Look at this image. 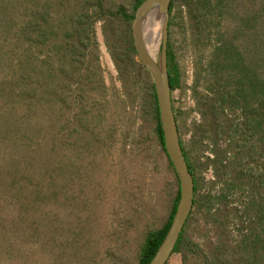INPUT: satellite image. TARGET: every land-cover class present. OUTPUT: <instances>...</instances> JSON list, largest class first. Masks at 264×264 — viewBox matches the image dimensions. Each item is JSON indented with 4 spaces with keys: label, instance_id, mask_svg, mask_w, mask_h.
Listing matches in <instances>:
<instances>
[{
    "label": "trees",
    "instance_id": "obj_1",
    "mask_svg": "<svg viewBox=\"0 0 264 264\" xmlns=\"http://www.w3.org/2000/svg\"><path fill=\"white\" fill-rule=\"evenodd\" d=\"M143 1L129 0L126 11L111 0H0V264H36V255H47L49 248L56 249V264L81 253L80 242L66 232L61 196L71 169L69 126L85 125L87 117L79 111L69 121V105L84 110L80 106L91 93L105 90L96 25L123 87H139L142 120L150 125L154 147L166 157L153 86L135 60L131 37L134 13ZM212 6L211 0L170 3L167 69L179 135L182 113L174 95L181 90L182 73L171 27L184 13L199 32ZM252 21L256 63L246 61V52L237 48L235 31L215 39L205 64L202 53L197 55L196 81L206 74L211 95L197 99L198 147L188 149L180 136L194 182L193 209L173 252L182 264H264V0L254 16L242 20L243 25ZM142 135L133 140L138 153L147 139ZM205 141L213 159L201 164L193 153L206 150ZM168 166L176 188L169 215L161 228L146 233L137 264L151 261L176 209L178 180L169 160ZM208 167L221 185L219 194H199ZM235 197L237 205L229 209ZM230 224L235 235L228 231ZM197 229L201 243L190 236Z\"/></svg>",
    "mask_w": 264,
    "mask_h": 264
},
{
    "label": "rangeland",
    "instance_id": "obj_2",
    "mask_svg": "<svg viewBox=\"0 0 264 264\" xmlns=\"http://www.w3.org/2000/svg\"><path fill=\"white\" fill-rule=\"evenodd\" d=\"M111 1L130 11L129 0ZM260 3L261 0H227L222 6L211 0V10L204 13L207 24L198 28L199 32L191 27L184 13L171 27L170 40L182 73L181 90L174 98L182 113L180 136L188 149L198 147L194 143V128L201 122L197 101H204L211 95L208 89L211 79L206 78V74L202 72L200 83L196 81L197 55L202 53L205 64L215 39L235 31L237 48L244 55L246 52V61L256 63L254 34L257 27L253 21L243 25L242 20L254 16ZM220 9L223 10L221 17L217 14ZM96 40L105 90L91 93L94 94L92 98L87 97L90 101L86 100L80 106L84 110L70 103L67 115L69 121H73L79 111L87 113L85 125L81 122L77 127L69 126L71 169L61 200L65 205L66 232L80 242L81 253L64 264H137L146 233L158 230L165 223L176 188L168 160L154 147L150 125L142 120L139 87L131 83H125L123 87L107 53L100 25H96ZM154 49L158 62L161 44L157 48L155 45ZM71 90H74L73 85ZM141 133L147 139L138 153L133 148V140ZM84 138L91 140L88 143ZM203 144L206 150L193 153L201 164L206 159H213L211 147L206 141ZM224 145L220 140L219 146L223 148ZM202 178L200 195L219 194L221 185L212 169L208 167ZM236 198L229 200L233 205L229 209L237 205ZM198 221L201 223L199 218ZM228 231L235 235L233 224L229 225ZM190 236L196 242H202L198 229L191 230ZM56 263L54 248H49L47 255L41 252L36 255V264ZM167 264H182L180 254H173Z\"/></svg>",
    "mask_w": 264,
    "mask_h": 264
},
{
    "label": "water",
    "instance_id": "obj_3",
    "mask_svg": "<svg viewBox=\"0 0 264 264\" xmlns=\"http://www.w3.org/2000/svg\"><path fill=\"white\" fill-rule=\"evenodd\" d=\"M172 0H144L136 9L131 25V37L136 53L135 60L147 72L155 94L158 117L162 131L164 151L178 180L179 199L170 227L148 264H167L193 209L194 182L189 173L172 110V101L167 69L169 7ZM158 20L159 60L151 56L147 47L144 24L148 17Z\"/></svg>",
    "mask_w": 264,
    "mask_h": 264
},
{
    "label": "bare ground",
    "instance_id": "obj_4",
    "mask_svg": "<svg viewBox=\"0 0 264 264\" xmlns=\"http://www.w3.org/2000/svg\"><path fill=\"white\" fill-rule=\"evenodd\" d=\"M158 25L159 22L156 20L155 15H151L147 18L144 24V32H145V39H146V47L151 56L155 57L156 48L159 46V32H158Z\"/></svg>",
    "mask_w": 264,
    "mask_h": 264
}]
</instances>
